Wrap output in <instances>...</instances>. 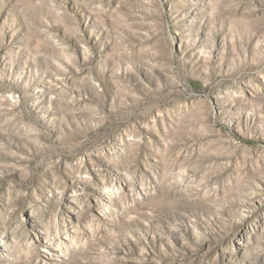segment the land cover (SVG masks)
Here are the masks:
<instances>
[{
    "label": "rangeland",
    "instance_id": "obj_1",
    "mask_svg": "<svg viewBox=\"0 0 264 264\" xmlns=\"http://www.w3.org/2000/svg\"><path fill=\"white\" fill-rule=\"evenodd\" d=\"M0 264H264V0H0Z\"/></svg>",
    "mask_w": 264,
    "mask_h": 264
}]
</instances>
